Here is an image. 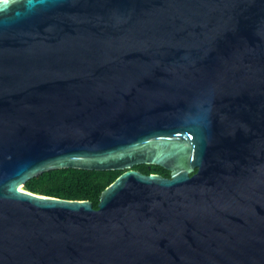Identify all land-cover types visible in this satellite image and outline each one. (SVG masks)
I'll return each mask as SVG.
<instances>
[{
  "label": "water",
  "instance_id": "obj_1",
  "mask_svg": "<svg viewBox=\"0 0 264 264\" xmlns=\"http://www.w3.org/2000/svg\"><path fill=\"white\" fill-rule=\"evenodd\" d=\"M0 264H264V0L0 3Z\"/></svg>",
  "mask_w": 264,
  "mask_h": 264
},
{
  "label": "trees",
  "instance_id": "obj_2",
  "mask_svg": "<svg viewBox=\"0 0 264 264\" xmlns=\"http://www.w3.org/2000/svg\"><path fill=\"white\" fill-rule=\"evenodd\" d=\"M133 169L145 175L158 174L166 178L170 177V172L160 166L137 165ZM123 172L59 169L33 178L24 188L33 193L60 199L90 201L94 208L98 209L102 192Z\"/></svg>",
  "mask_w": 264,
  "mask_h": 264
},
{
  "label": "snow or ice",
  "instance_id": "obj_3",
  "mask_svg": "<svg viewBox=\"0 0 264 264\" xmlns=\"http://www.w3.org/2000/svg\"><path fill=\"white\" fill-rule=\"evenodd\" d=\"M4 2V0H0V3Z\"/></svg>",
  "mask_w": 264,
  "mask_h": 264
},
{
  "label": "flooded vegetation",
  "instance_id": "obj_4",
  "mask_svg": "<svg viewBox=\"0 0 264 264\" xmlns=\"http://www.w3.org/2000/svg\"><path fill=\"white\" fill-rule=\"evenodd\" d=\"M149 170L151 169V167L148 168Z\"/></svg>",
  "mask_w": 264,
  "mask_h": 264
}]
</instances>
